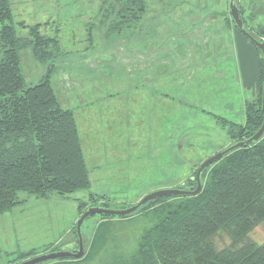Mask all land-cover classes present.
Listing matches in <instances>:
<instances>
[{"label":"rangeland","instance_id":"obj_1","mask_svg":"<svg viewBox=\"0 0 264 264\" xmlns=\"http://www.w3.org/2000/svg\"><path fill=\"white\" fill-rule=\"evenodd\" d=\"M10 1L16 23L49 21L43 32L59 36L65 53L55 60L52 84L74 111L91 184L48 198L21 192L0 214V264L69 244L78 204L91 194L107 198L111 209L129 207L151 192L186 186L203 161L234 143L227 121L243 123L254 97L242 84L229 0H146L137 29L108 37L101 19L114 0ZM237 1L248 27L264 37V0ZM16 30L28 35L27 27ZM21 56L26 83L39 82L49 63L32 48ZM101 219L85 220L88 243ZM121 226L113 227L121 231L116 239L126 233ZM250 238L264 243V224Z\"/></svg>","mask_w":264,"mask_h":264},{"label":"trees","instance_id":"obj_2","mask_svg":"<svg viewBox=\"0 0 264 264\" xmlns=\"http://www.w3.org/2000/svg\"><path fill=\"white\" fill-rule=\"evenodd\" d=\"M147 8L146 0H114L103 10L105 36L137 29ZM17 24L28 28L27 36L17 34ZM44 25L16 23L11 1L0 0V214L21 201V192L48 198L91 184L74 111L61 105L52 84L55 60L65 52L59 36L45 34ZM28 48L38 61L49 63L35 84L26 83L22 68L21 53ZM263 121L261 103L246 101L245 121H227L228 133L234 142L245 140ZM195 176L186 186L196 185ZM202 182L194 196L160 197L128 216L100 214L89 243L84 238V256L57 262L264 264V243L250 238L264 224V135L209 165ZM90 197L79 202L80 215L89 206L108 205L102 195ZM117 223L126 232L118 239ZM72 232L78 242L76 226ZM64 246L20 252L14 263Z\"/></svg>","mask_w":264,"mask_h":264},{"label":"water","instance_id":"obj_3","mask_svg":"<svg viewBox=\"0 0 264 264\" xmlns=\"http://www.w3.org/2000/svg\"><path fill=\"white\" fill-rule=\"evenodd\" d=\"M229 8L230 15L235 24L233 27V33L242 84L244 88L252 90L254 92L256 88L257 90H259L262 86L264 87V82L262 83L261 58L259 54V50H261L264 58V39L260 41L254 38L244 28V22L241 18L239 4L237 0H229ZM262 108L264 109V103ZM263 135L264 121L261 127L249 138L242 141L234 142L229 147L221 150L220 152L214 154L213 156L203 161V163H201V165L196 171V185L157 190L144 196L138 203L120 209H111L109 207L101 205L87 207V209L81 214L76 223L78 242H74V244H68L62 249L48 251L35 255L31 258L14 264H44L57 260L82 258L85 254V244L82 228L86 219L96 214L128 216L137 212L147 203L164 196L197 195L202 190V177L206 168L209 165L221 159L223 156H225L236 148L245 147L248 144L256 143L263 137ZM75 245H78V247H76Z\"/></svg>","mask_w":264,"mask_h":264},{"label":"flooded vegetation","instance_id":"obj_4","mask_svg":"<svg viewBox=\"0 0 264 264\" xmlns=\"http://www.w3.org/2000/svg\"><path fill=\"white\" fill-rule=\"evenodd\" d=\"M240 9V14H241V18L244 22V28L256 39L258 40H263L264 37L260 36L259 33H257L256 31L254 30H251L249 27H248V24L246 22V18L244 17L243 13H242V10L241 8L239 7ZM229 13H230V8H229ZM231 17V15H230ZM231 20H232V29L234 27V21L231 17ZM259 54H260V58H261V69H262V83L264 82V58H263V55H262V52L261 50H259ZM251 92V94L253 95V99L256 101V102H260L261 105L263 106V103H264V87L262 86L259 90H257V88L255 89V91L253 92L252 90H249ZM263 109V108H262ZM264 110V109H263ZM76 246V245H75Z\"/></svg>","mask_w":264,"mask_h":264},{"label":"crops","instance_id":"obj_5","mask_svg":"<svg viewBox=\"0 0 264 264\" xmlns=\"http://www.w3.org/2000/svg\"><path fill=\"white\" fill-rule=\"evenodd\" d=\"M47 22H49V21H46V22H44V23L46 24ZM22 23H23V22H22ZM24 23H25V22H24ZM56 211H57V209H56ZM78 212H79V215H80L79 204H78ZM76 219H77V217H75V220H76ZM75 220H74L72 226H70V229H69V231H68V232H70V233H71L72 229L74 228L73 225H74V223H75ZM68 241H70V242H68L69 244H74V242H75L73 238H71V239L68 240ZM67 245H68V244H67Z\"/></svg>","mask_w":264,"mask_h":264}]
</instances>
